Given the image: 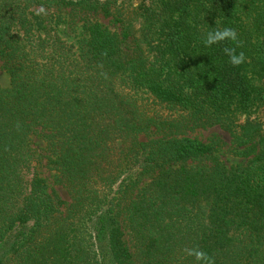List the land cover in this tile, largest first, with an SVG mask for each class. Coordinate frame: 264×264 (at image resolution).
<instances>
[{
    "label": "trees",
    "instance_id": "trees-1",
    "mask_svg": "<svg viewBox=\"0 0 264 264\" xmlns=\"http://www.w3.org/2000/svg\"><path fill=\"white\" fill-rule=\"evenodd\" d=\"M32 8L78 39L37 33ZM0 63V264H264V0H0Z\"/></svg>",
    "mask_w": 264,
    "mask_h": 264
},
{
    "label": "rangeland",
    "instance_id": "rangeland-1",
    "mask_svg": "<svg viewBox=\"0 0 264 264\" xmlns=\"http://www.w3.org/2000/svg\"><path fill=\"white\" fill-rule=\"evenodd\" d=\"M132 8L137 6L139 0H131ZM31 15L29 16L32 19L33 25L37 33L42 35H47V38L54 37L55 35L60 36L62 39H67L68 42H74L78 39L79 30L71 31L68 28L67 22L68 17L65 16L66 12H55V10H47L43 8H32L29 10ZM103 26L108 25V21L100 20L99 22ZM82 24V23H81ZM109 29L114 30L112 26H109ZM10 86L9 75L1 69L0 63V87L7 88ZM194 137H197L203 143L210 145L215 150V156L218 161L224 164L225 167H230L232 165L244 164L246 158L240 157L237 155L236 151H233L230 146L229 137L226 132L221 130L219 127H206L199 128L193 133ZM37 143V154L41 155V158L38 159V169L41 172V177L46 179L48 186V191L55 193L63 202L69 203V196L66 189L55 183L53 180V172L46 168V159L43 156H46V152L41 150L45 147V142L41 138L35 139ZM23 231V228L19 227L14 231L12 238L19 236Z\"/></svg>",
    "mask_w": 264,
    "mask_h": 264
},
{
    "label": "clouds",
    "instance_id": "clouds-1",
    "mask_svg": "<svg viewBox=\"0 0 264 264\" xmlns=\"http://www.w3.org/2000/svg\"><path fill=\"white\" fill-rule=\"evenodd\" d=\"M235 40L236 39V33L233 29L231 28H224L222 31L220 30H215V31H209L207 33V38L204 41L206 46H210L213 44H216L219 41H224V40ZM225 53L229 57V61L233 65H239L240 63L243 62L244 55L243 53H240L238 55L233 54V50L230 48H225L224 49ZM187 254L190 256H195L197 261H204L207 262L209 261L208 256L200 250L196 249H186Z\"/></svg>",
    "mask_w": 264,
    "mask_h": 264
}]
</instances>
